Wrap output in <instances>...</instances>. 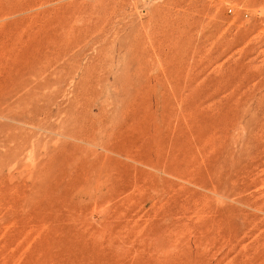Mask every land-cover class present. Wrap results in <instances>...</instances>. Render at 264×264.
<instances>
[{
    "label": "rangeland",
    "instance_id": "374dc122",
    "mask_svg": "<svg viewBox=\"0 0 264 264\" xmlns=\"http://www.w3.org/2000/svg\"><path fill=\"white\" fill-rule=\"evenodd\" d=\"M0 264H264V0H0Z\"/></svg>",
    "mask_w": 264,
    "mask_h": 264
},
{
    "label": "bare ground",
    "instance_id": "6f19581e",
    "mask_svg": "<svg viewBox=\"0 0 264 264\" xmlns=\"http://www.w3.org/2000/svg\"><path fill=\"white\" fill-rule=\"evenodd\" d=\"M31 17H32V16H31ZM33 18H34V17H33ZM33 18H31V19H33ZM31 19H30V20H31ZM33 22H34V21H33Z\"/></svg>",
    "mask_w": 264,
    "mask_h": 264
}]
</instances>
